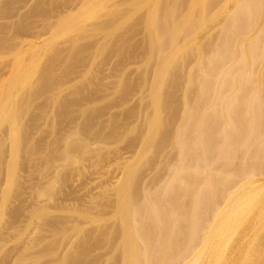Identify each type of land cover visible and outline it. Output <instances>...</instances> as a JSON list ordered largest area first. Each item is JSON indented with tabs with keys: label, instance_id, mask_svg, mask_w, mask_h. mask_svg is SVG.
<instances>
[{
	"label": "bare ground",
	"instance_id": "bare-ground-1",
	"mask_svg": "<svg viewBox=\"0 0 264 264\" xmlns=\"http://www.w3.org/2000/svg\"><path fill=\"white\" fill-rule=\"evenodd\" d=\"M149 7L150 111L114 187L116 219L93 235L74 225L85 237L55 261L88 264L104 239L115 248L106 264H264V0Z\"/></svg>",
	"mask_w": 264,
	"mask_h": 264
},
{
	"label": "rangeland",
	"instance_id": "rangeland-1",
	"mask_svg": "<svg viewBox=\"0 0 264 264\" xmlns=\"http://www.w3.org/2000/svg\"><path fill=\"white\" fill-rule=\"evenodd\" d=\"M149 1L0 0V264H61L83 240L74 225L114 223L150 111ZM114 252L99 239L88 264Z\"/></svg>",
	"mask_w": 264,
	"mask_h": 264
}]
</instances>
